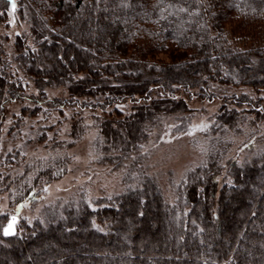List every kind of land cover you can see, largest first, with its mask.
I'll use <instances>...</instances> for the list:
<instances>
[{"label": "trees", "instance_id": "trees-1", "mask_svg": "<svg viewBox=\"0 0 264 264\" xmlns=\"http://www.w3.org/2000/svg\"><path fill=\"white\" fill-rule=\"evenodd\" d=\"M10 3L0 0V24ZM17 5L30 9L33 46L19 36L15 62L40 90L46 84L68 88L70 100H47L50 109L83 99H94L83 100V108L103 112L135 103L129 116L114 107L117 118L101 122L104 150L115 151L121 162L140 151L160 115L191 111L181 90L194 96L190 91L212 82L264 91V0H17ZM158 54H169L170 63L160 65ZM0 66L1 118L7 102L27 97L18 78ZM195 96L215 97L207 91ZM31 100L40 104L35 96ZM232 101L236 109L222 112L221 124L235 125L243 105L264 122L257 102L247 96ZM1 133L0 122V138ZM219 161L193 171L173 205L147 178L142 188L104 206L27 226L23 236L5 237L2 227L0 264H264V152L251 163L231 160L225 169ZM221 177H229L231 185L220 187ZM152 217L160 223L154 231ZM7 253L21 261L7 263Z\"/></svg>", "mask_w": 264, "mask_h": 264}, {"label": "rangeland", "instance_id": "rangeland-1", "mask_svg": "<svg viewBox=\"0 0 264 264\" xmlns=\"http://www.w3.org/2000/svg\"><path fill=\"white\" fill-rule=\"evenodd\" d=\"M10 1L6 23L0 24V65L18 78L27 98L7 102L0 118V232L16 216L17 234L23 236L27 226L63 220L68 213H78L85 207L104 206L128 190L142 188L147 178L156 184L164 201L173 205L183 197L190 174L208 167L213 158H219V167L225 169L231 160L251 163L264 152V122L250 112V106L237 109L240 114L232 127L218 120L222 112L236 109L232 97L247 96L264 110V91L210 82L190 93L195 96L207 91L215 95L213 99L181 90L179 97L187 100L191 111L160 115L148 129L140 151L128 160L121 162L115 151L107 154L101 122L117 118L114 107L123 117L129 116L135 103L114 105L103 112L83 108V100L94 101L83 99L79 104L50 109L47 100H70L67 85L46 84L40 90L15 62L19 36L33 46L32 22L29 8L20 9L17 0ZM169 57L158 54L155 59L163 65L170 63ZM31 96L37 97L40 104ZM180 126L187 129L177 132ZM222 178L220 187L231 185L229 177L224 181ZM230 208H235L233 202ZM150 224L152 231L160 225L156 217L150 218ZM159 230L162 234L161 227ZM11 260L19 263L21 257L7 253V263Z\"/></svg>", "mask_w": 264, "mask_h": 264}, {"label": "water", "instance_id": "water-1", "mask_svg": "<svg viewBox=\"0 0 264 264\" xmlns=\"http://www.w3.org/2000/svg\"><path fill=\"white\" fill-rule=\"evenodd\" d=\"M14 217H15V223H14V228H13V232H14V234H11V235H5V234H4L5 229H7L8 226H9L10 224L13 223V218H14ZM14 217H12V218L10 219V221L8 222V224L5 226V228H4V230H3V234H4L5 237H13V236H15V235L17 234V227H16V224H17V222H18V217H16V216H14Z\"/></svg>", "mask_w": 264, "mask_h": 264}, {"label": "snow or ice", "instance_id": "snow-or-ice-1", "mask_svg": "<svg viewBox=\"0 0 264 264\" xmlns=\"http://www.w3.org/2000/svg\"><path fill=\"white\" fill-rule=\"evenodd\" d=\"M12 7L15 8V3L14 2L12 3ZM14 223H15V217L13 218V223L10 224L7 229H5V232H4L5 235L14 234V232H13Z\"/></svg>", "mask_w": 264, "mask_h": 264}]
</instances>
